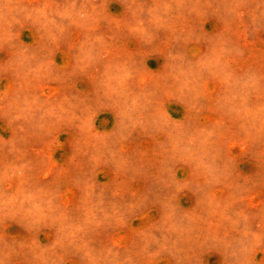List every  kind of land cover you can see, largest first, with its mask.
<instances>
[{
  "label": "rangeland",
  "instance_id": "374dc122",
  "mask_svg": "<svg viewBox=\"0 0 264 264\" xmlns=\"http://www.w3.org/2000/svg\"><path fill=\"white\" fill-rule=\"evenodd\" d=\"M0 264H264V0H0Z\"/></svg>",
  "mask_w": 264,
  "mask_h": 264
}]
</instances>
